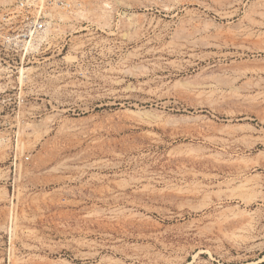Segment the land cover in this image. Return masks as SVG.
I'll return each mask as SVG.
<instances>
[{
  "label": "rangeland",
  "instance_id": "obj_1",
  "mask_svg": "<svg viewBox=\"0 0 264 264\" xmlns=\"http://www.w3.org/2000/svg\"><path fill=\"white\" fill-rule=\"evenodd\" d=\"M20 1L0 264H264V0H51L36 49Z\"/></svg>",
  "mask_w": 264,
  "mask_h": 264
},
{
  "label": "built area",
  "instance_id": "obj_2",
  "mask_svg": "<svg viewBox=\"0 0 264 264\" xmlns=\"http://www.w3.org/2000/svg\"><path fill=\"white\" fill-rule=\"evenodd\" d=\"M51 0H46L44 4L40 0H21L16 7L14 16L20 22V29L17 34V39L21 42H30L38 35H41L46 27L45 4L48 5ZM64 8H70L71 5L67 2H60Z\"/></svg>",
  "mask_w": 264,
  "mask_h": 264
},
{
  "label": "bare ground",
  "instance_id": "obj_3",
  "mask_svg": "<svg viewBox=\"0 0 264 264\" xmlns=\"http://www.w3.org/2000/svg\"><path fill=\"white\" fill-rule=\"evenodd\" d=\"M4 2H6V1H4ZM5 4V3H4ZM66 8H64L63 7V10H65ZM76 13V12H75ZM67 15V14H66ZM80 15V14H79ZM65 16V15H64ZM83 15H81V17H82ZM59 19L60 20H65V19H67V18H65V17H62V16H60L59 17ZM48 28L46 29V33L48 32V33H50L51 32V26H50V24H48V26H47ZM52 27H53V25H52ZM53 29V28H52ZM47 33V34H48ZM41 36H42V34L41 35H38L36 38H34V42L32 43V41H30V43H29V45H30V47L31 48H33L34 49V47H35V49L37 48L36 47V45H37V42L39 43V40H41L42 38H41ZM47 36V35H46ZM41 38V39H40ZM42 42V41H41ZM41 44V43H40ZM38 47H39V44H38ZM152 50V49H151ZM5 70V69H4Z\"/></svg>",
  "mask_w": 264,
  "mask_h": 264
}]
</instances>
